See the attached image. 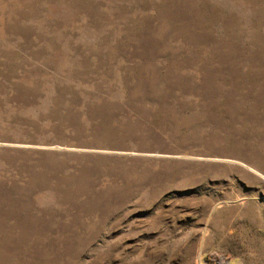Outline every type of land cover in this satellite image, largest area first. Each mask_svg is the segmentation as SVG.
Returning <instances> with one entry per match:
<instances>
[{"label": "rangeland", "instance_id": "374dc122", "mask_svg": "<svg viewBox=\"0 0 264 264\" xmlns=\"http://www.w3.org/2000/svg\"><path fill=\"white\" fill-rule=\"evenodd\" d=\"M0 264H264V0H0Z\"/></svg>", "mask_w": 264, "mask_h": 264}]
</instances>
